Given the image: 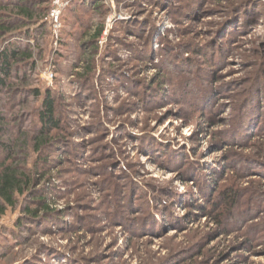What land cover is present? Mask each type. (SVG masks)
<instances>
[{
	"label": "rangeland",
	"instance_id": "1",
	"mask_svg": "<svg viewBox=\"0 0 264 264\" xmlns=\"http://www.w3.org/2000/svg\"><path fill=\"white\" fill-rule=\"evenodd\" d=\"M45 16L0 36L35 62L0 93L9 132L38 127L35 88L60 123L0 220V264H264V0H74L57 32Z\"/></svg>",
	"mask_w": 264,
	"mask_h": 264
},
{
	"label": "trees",
	"instance_id": "2",
	"mask_svg": "<svg viewBox=\"0 0 264 264\" xmlns=\"http://www.w3.org/2000/svg\"><path fill=\"white\" fill-rule=\"evenodd\" d=\"M48 9L35 6V0H22L16 6L14 19L0 21V36H5L11 30L24 26L25 23H33L47 14ZM35 23V22H34ZM38 30V29H37ZM35 31V33L37 32ZM101 29L97 30L94 37H99ZM34 38V36H33ZM32 46L21 44L19 41L7 45L0 51V93L10 90V78L26 80L23 74L19 76L18 72L23 67L34 71L35 62L32 60ZM88 69V68H87ZM90 69V67H89ZM34 98L40 100L37 110L38 127L34 129L32 136L27 134L16 135L9 132L5 117L0 111V220L5 216L8 210H13L19 204L20 197L25 194L34 195L31 186L35 181L41 182L45 173H40L35 169H26V162L30 151L41 155L42 151L49 146L51 142V133L59 129V120L57 119L56 100L50 90L41 92L38 88L31 91ZM38 175L39 179L35 177ZM38 179V180H37ZM47 197L38 200L37 203L42 208H46ZM237 204V193L230 191L223 197V206L225 211L222 216L229 215ZM25 215L30 218H36V210L25 208ZM21 224L16 228L19 230Z\"/></svg>",
	"mask_w": 264,
	"mask_h": 264
},
{
	"label": "built area",
	"instance_id": "3",
	"mask_svg": "<svg viewBox=\"0 0 264 264\" xmlns=\"http://www.w3.org/2000/svg\"><path fill=\"white\" fill-rule=\"evenodd\" d=\"M73 1L74 0H51L44 21L52 28L53 32H57L61 28L60 22L62 14Z\"/></svg>",
	"mask_w": 264,
	"mask_h": 264
}]
</instances>
